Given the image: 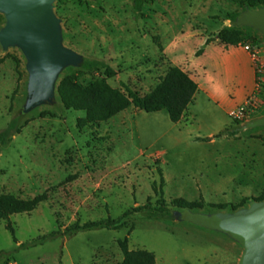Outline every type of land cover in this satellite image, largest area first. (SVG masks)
Returning a JSON list of instances; mask_svg holds the SVG:
<instances>
[{
    "label": "rangeland",
    "instance_id": "374dc122",
    "mask_svg": "<svg viewBox=\"0 0 264 264\" xmlns=\"http://www.w3.org/2000/svg\"><path fill=\"white\" fill-rule=\"evenodd\" d=\"M249 9L245 0H53L62 44L84 57L80 66L63 68L57 82L71 72L81 85L99 80L102 74L89 65L99 61L116 72L107 79L111 86L143 94L172 66L191 73L205 39L215 41L219 31L234 26L242 32L240 44L256 39L264 55V32L236 22ZM0 57V129L13 118L19 123V132L0 145V194L43 195L32 210L0 219V264H121L117 241L124 237L130 249L152 251L156 264H237L239 243L180 218L184 208L172 200L202 199L203 207L191 210L210 213L232 211L210 204L246 197L247 206L261 194L264 124H245L264 114V86L262 104L245 122L196 103L191 108L198 123L186 117L177 124L165 110L131 105L105 121L78 126L85 111L64 108L58 97L19 115L25 58L17 46L1 45ZM206 65L209 73L216 69L212 61ZM158 168L163 202L152 189ZM137 206L144 207L119 229L66 231L75 221L116 219Z\"/></svg>",
    "mask_w": 264,
    "mask_h": 264
},
{
    "label": "trees",
    "instance_id": "16d2710c",
    "mask_svg": "<svg viewBox=\"0 0 264 264\" xmlns=\"http://www.w3.org/2000/svg\"><path fill=\"white\" fill-rule=\"evenodd\" d=\"M245 3L250 9L264 6V0H245ZM241 34V30L234 26L231 29L219 31L216 40L224 45H236L242 42ZM211 41H214L212 37L206 38L204 45H207ZM251 44H257V40L253 39ZM202 51L203 48L198 49L195 52V56H199ZM1 61L2 57H0ZM89 65L95 71L102 74L99 80L87 85H81L77 81L76 72H71L59 80L56 88L58 98L64 108L85 111V116L79 118L77 121L78 126H83L86 123L105 121L131 105L146 112L165 110L170 121L176 123L181 119L187 106L193 102L197 89V84L194 79L178 66L170 67L152 89L141 94L128 86H125L124 90L111 86L107 82V79L113 77L116 73L112 67L99 61H92ZM226 131L227 128L212 137L221 136ZM18 132V120L13 118L4 128L0 129V145L9 142L11 137ZM158 173L160 176L159 183L156 184L153 182L152 189L159 194L161 202H163L162 187L164 185V178L160 168H158ZM263 199L264 189L258 197L252 198V200ZM42 200L43 195H36L31 199H18L9 194H0V219L13 213L30 211ZM247 200L249 198L245 197L237 204L217 203L210 204V206L217 209H225L229 206L232 210H235L244 205ZM172 203L181 208L203 207L202 199L199 201H189L183 198H176L172 200ZM142 207L144 206H137L132 210L125 211L116 219L106 217L97 220H88L83 223L75 221L66 231L71 235L82 230L99 228L119 229L125 225L126 219L133 212L140 210ZM8 229L12 234L13 240L16 242L12 227L8 226ZM48 237L49 235L42 236L41 239L33 240L29 244L41 242ZM117 243L122 252L121 264H156L155 255L152 251L146 249H130L127 237L119 239ZM19 245L25 246L23 243Z\"/></svg>",
    "mask_w": 264,
    "mask_h": 264
},
{
    "label": "water",
    "instance_id": "95a60500",
    "mask_svg": "<svg viewBox=\"0 0 264 264\" xmlns=\"http://www.w3.org/2000/svg\"><path fill=\"white\" fill-rule=\"evenodd\" d=\"M53 0H0L4 25L0 45L5 50L17 46L27 70L26 96L19 115L40 104L56 102L57 80L66 66H80L84 57L62 44L59 19L52 11ZM237 24H250L264 32V6L249 9L237 18ZM264 124V114L246 125ZM184 219H192L219 231L242 247L237 264H264V199L250 200L247 206L232 211H193L184 208ZM177 218V219H180Z\"/></svg>",
    "mask_w": 264,
    "mask_h": 264
},
{
    "label": "crops",
    "instance_id": "0c3cea01",
    "mask_svg": "<svg viewBox=\"0 0 264 264\" xmlns=\"http://www.w3.org/2000/svg\"><path fill=\"white\" fill-rule=\"evenodd\" d=\"M243 45H224L217 40L204 45L202 53L188 68L192 70L189 75L197 84L193 102L187 106L177 124L186 117L189 122L198 123L197 112L191 108L196 103L211 109L214 107L229 116V112L252 93L255 75L249 51ZM207 61L214 63L216 69L213 73L208 72Z\"/></svg>",
    "mask_w": 264,
    "mask_h": 264
},
{
    "label": "built area",
    "instance_id": "2783aa9c",
    "mask_svg": "<svg viewBox=\"0 0 264 264\" xmlns=\"http://www.w3.org/2000/svg\"><path fill=\"white\" fill-rule=\"evenodd\" d=\"M249 51L252 67L255 75V88L245 101L233 108L229 116L235 121L245 122L251 117L252 110L262 104L261 88L264 86V55L263 51L257 44L246 43L243 45Z\"/></svg>",
    "mask_w": 264,
    "mask_h": 264
}]
</instances>
